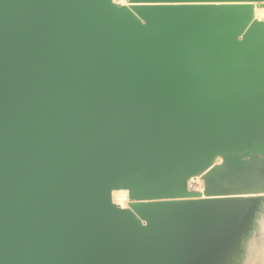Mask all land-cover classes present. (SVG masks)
I'll return each instance as SVG.
<instances>
[{
  "label": "water",
  "instance_id": "95a60500",
  "mask_svg": "<svg viewBox=\"0 0 264 264\" xmlns=\"http://www.w3.org/2000/svg\"><path fill=\"white\" fill-rule=\"evenodd\" d=\"M258 7L0 0V264H264Z\"/></svg>",
  "mask_w": 264,
  "mask_h": 264
},
{
  "label": "bare ground",
  "instance_id": "6f19581e",
  "mask_svg": "<svg viewBox=\"0 0 264 264\" xmlns=\"http://www.w3.org/2000/svg\"><path fill=\"white\" fill-rule=\"evenodd\" d=\"M120 3L127 4L128 0H116ZM258 18L264 19V7H258L256 9ZM191 188L203 189V181L200 177L193 178L190 182ZM114 200L123 207H128L130 198L129 193L125 189H119L114 191Z\"/></svg>",
  "mask_w": 264,
  "mask_h": 264
}]
</instances>
